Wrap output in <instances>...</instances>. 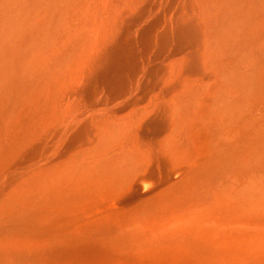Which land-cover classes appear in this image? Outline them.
Segmentation results:
<instances>
[{"label": "bare ground", "instance_id": "6f19581e", "mask_svg": "<svg viewBox=\"0 0 264 264\" xmlns=\"http://www.w3.org/2000/svg\"><path fill=\"white\" fill-rule=\"evenodd\" d=\"M0 264H264V0H0Z\"/></svg>", "mask_w": 264, "mask_h": 264}]
</instances>
